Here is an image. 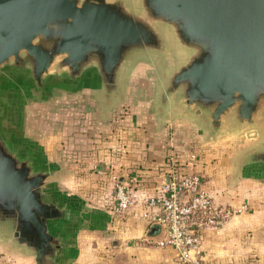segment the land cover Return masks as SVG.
Here are the masks:
<instances>
[{"label": "water", "instance_id": "obj_1", "mask_svg": "<svg viewBox=\"0 0 264 264\" xmlns=\"http://www.w3.org/2000/svg\"><path fill=\"white\" fill-rule=\"evenodd\" d=\"M128 1L0 0V247L33 264H71L76 231L99 214L58 193L63 171L17 138L20 100L5 80L47 100L53 84L91 88L107 127L143 62L160 72L161 124L169 112L195 120L208 143L264 123V0ZM233 168V181L264 180V140Z\"/></svg>", "mask_w": 264, "mask_h": 264}, {"label": "crops", "instance_id": "obj_2", "mask_svg": "<svg viewBox=\"0 0 264 264\" xmlns=\"http://www.w3.org/2000/svg\"><path fill=\"white\" fill-rule=\"evenodd\" d=\"M148 66L140 62L132 70L126 87V101L115 108L107 127L101 123L100 103L95 92L91 88H83V203L99 212L107 211L106 214L115 215L114 197L107 176L112 167L120 181L129 185L133 205L126 214L116 215L125 222L110 224L109 221L100 226L97 224L95 228L83 229V248L78 252L76 264H184L171 247L158 248L136 241L144 236L156 238L161 233L159 231L155 237L150 236L152 226L149 227L141 216L149 211L147 199L161 191L164 176L168 173L165 169L166 157L175 154L188 172L202 175L215 203L248 206L247 211L233 218L221 230L208 231L202 236L201 264H264V180L247 175L233 181L232 164L228 159L220 156L213 164L210 163L212 157L209 151L223 148L224 145L216 141L205 143L203 133L194 120L169 112L161 124L154 110L146 111L145 104L152 107V100L146 102L136 92L140 88H152V81L140 75ZM115 117L120 121L119 128L112 127ZM56 126L57 121H54L51 130ZM53 133L51 131L49 134ZM53 138L56 146L50 149L51 155L48 156L55 164H63L66 160L60 154V151L63 152L60 147L62 135ZM35 145L39 146L44 159V145ZM77 147L69 146L68 149L77 150ZM90 169L93 171L90 172ZM110 227L116 230V237L120 240L118 243L112 240L117 243L113 247L115 257L119 255L115 259L117 262L107 259L111 237H102L98 234L102 232L92 230L102 231ZM77 240L79 236L75 243ZM93 241L100 242L96 250L89 247ZM3 260H9L12 264H33L32 259L17 256L0 247V261Z\"/></svg>", "mask_w": 264, "mask_h": 264}, {"label": "rangeland", "instance_id": "obj_3", "mask_svg": "<svg viewBox=\"0 0 264 264\" xmlns=\"http://www.w3.org/2000/svg\"><path fill=\"white\" fill-rule=\"evenodd\" d=\"M127 2L130 6H133L130 1L127 0ZM140 75L141 77L152 81V88H140L136 92V95L142 96V99H145L146 102L152 100V107L151 104L146 103L145 110L153 111L154 98L161 79L160 72L155 66H148L145 67L144 72H140ZM4 87L18 92L17 95L20 100V125H18L17 128V138L27 144L35 145L36 143L40 146L44 145V148L46 149L44 152V159L42 158L43 156H41L44 163L47 165L58 166V168L65 174L62 180L54 183V189L64 196H72L77 199L80 206L83 208V89L68 91L60 87L58 84H53L51 86V98L47 100L34 94L27 88V86L21 83L5 80ZM54 121H57V126L55 129L51 130ZM194 122L198 124L195 120ZM51 131L54 133L49 134ZM60 135H62L63 138L60 140V142L62 141L60 143V147L63 148V152L66 148L68 151L63 153L59 150L60 154H63L66 161L63 164L57 163V165L55 162L51 161L52 158L49 156L51 155L50 149H53L54 146H56V144L53 143L55 140L53 137H59ZM70 138L72 139L69 140ZM262 140H264V123L260 127V130L256 132L255 136H251L244 131L235 132L234 130H229L224 133L218 141H216L219 144H223V148H217V150L215 149L214 151H209V155L212 157L210 163L213 164L220 156H224L228 159V161H230V165L232 164V176H234L235 170L233 166L235 165L237 158L244 154L248 149H252L257 146ZM69 146H72L73 148L76 146L78 147L77 150H70L68 149ZM37 148L39 150V146H37ZM218 149H223L224 151ZM91 171H93V169H90V172ZM69 191L72 192V194ZM91 205H96V203H92ZM84 207L89 208L85 205ZM89 209L99 214L97 221L88 225L89 228H95L94 226H97V224L100 226V224L107 223L109 221L110 224L125 222V220L117 218L116 215L106 214L107 211H104V214L103 212H99L98 209ZM60 228L61 231H64L62 226ZM100 228H102V226ZM106 228H104V230L101 229L102 231H100V229L92 230L102 232V234L98 233L103 235L102 237H111L107 247L109 249L107 259H111L112 262H117L115 259L118 258L119 255L115 257L116 255L115 253L113 254V247L114 244H117L120 240L118 241L116 237V230L111 227L110 229ZM76 232V237L78 238L79 236V240L74 243L75 248L73 247L71 251V264H76L75 260H77L79 254L78 252L83 248V235H81L83 233V228ZM112 240H117V243H114ZM141 240V238L136 239L137 243L142 242ZM99 245L100 242L93 241L89 247L96 250L99 248ZM98 260L101 259L98 258Z\"/></svg>", "mask_w": 264, "mask_h": 264}, {"label": "built area", "instance_id": "obj_4", "mask_svg": "<svg viewBox=\"0 0 264 264\" xmlns=\"http://www.w3.org/2000/svg\"><path fill=\"white\" fill-rule=\"evenodd\" d=\"M170 169L161 185L159 194L146 201L148 212L141 218L148 226L157 225L160 235L156 238L144 236L142 242L158 248L171 247L184 264H201L200 243L208 231H219L233 218L248 210L246 204L233 207L217 204L198 174L179 176L170 157ZM115 204L113 213L124 215L133 205L129 185L112 176ZM0 264H12L9 260Z\"/></svg>", "mask_w": 264, "mask_h": 264}, {"label": "trees", "instance_id": "obj_5", "mask_svg": "<svg viewBox=\"0 0 264 264\" xmlns=\"http://www.w3.org/2000/svg\"><path fill=\"white\" fill-rule=\"evenodd\" d=\"M121 115V114H120ZM124 116V115H123ZM120 121L118 120V118H114L113 120H112V127L113 128H119L120 127V123H119ZM100 139H102V136L100 137ZM76 162V161H75ZM166 163V165H165V169H166V171H168L169 169H170V158L169 157H166V161H165ZM173 167H174V169H175V171L177 172V174L179 175V176H185V175H189V174H191L190 172H188V170H187V168H186V166L183 164V163H181V162H179L178 160H177V158H176V154H175V156H173ZM113 168L111 167L110 169H109V172H108V174H107V176H108V179H109V181H110V188H111V191H112V194L114 193V187H113V183H112V176H114V175H116V173L115 172H113ZM198 175H200V174H198ZM200 176H202V175H200ZM160 193V192H159ZM159 193H157V194H159ZM130 196L132 197V194H131V190H130ZM113 197H114V194H113ZM133 199V198H132ZM114 202H115V200H114Z\"/></svg>", "mask_w": 264, "mask_h": 264}]
</instances>
